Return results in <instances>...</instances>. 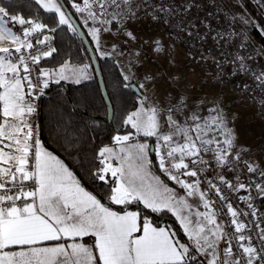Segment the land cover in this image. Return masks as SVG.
<instances>
[{
  "label": "snow or ice",
  "instance_id": "6c2138e0",
  "mask_svg": "<svg viewBox=\"0 0 264 264\" xmlns=\"http://www.w3.org/2000/svg\"><path fill=\"white\" fill-rule=\"evenodd\" d=\"M34 3L56 14L55 27L15 13L0 0V264H264V213L257 216L250 194L254 187L264 198V183L245 184L239 174L233 180L223 175L224 170L235 171L241 155L235 151L234 135L222 111L212 107L207 118L198 113L195 104L203 102L200 98L189 107L185 93L177 94L174 104L166 94L165 106L148 107L141 97V107L124 120L134 132L114 137L118 152L111 147L99 151L102 167L93 175L111 185L108 200L120 211L86 191L69 167L45 147L31 122L37 110L34 100L52 82L68 79L67 64L58 71L42 66V60L57 51L48 46L52 37L45 33L61 26L74 34L80 29L59 0ZM71 7L82 16L87 13L85 27L89 21L100 25L89 28L97 49L102 34L111 31L105 25L113 22L135 39L124 27L138 19L141 5L135 0H73ZM173 11L163 4L153 6L151 18L172 27L159 14L170 16ZM9 25H19V31ZM238 35L217 32L216 40L229 44ZM154 48L163 53V42L157 41ZM244 48L243 43L236 45L231 63L249 71L246 61L253 57L242 54ZM259 55L264 57V48ZM252 75L264 85V70ZM139 137L155 142H139ZM154 162L163 176L183 189V195L152 171ZM244 164L247 172H257L258 166ZM214 167L218 171L210 179L206 173ZM258 175L264 178V169ZM224 188L249 193L238 197L248 211L234 207ZM134 205L171 213L187 242L171 228L155 225ZM249 216L254 219L248 220ZM86 237H93L94 243L86 244Z\"/></svg>",
  "mask_w": 264,
  "mask_h": 264
},
{
  "label": "trees",
  "instance_id": "16d2710c",
  "mask_svg": "<svg viewBox=\"0 0 264 264\" xmlns=\"http://www.w3.org/2000/svg\"><path fill=\"white\" fill-rule=\"evenodd\" d=\"M64 2L82 26L94 49L104 86L113 106V117L110 121L106 119L109 115L108 104L100 87L93 58L84 40L66 26H61L56 32H52L57 51L54 56L44 60L45 68L54 69L66 63L74 66L89 65L92 75L80 83L50 84L51 97L43 103L41 137L45 145L73 168L86 186L113 206L108 200L111 185L93 175L96 169L101 167L97 155L102 146L114 143L117 134L130 130V126L124 124V120L137 107L143 94L138 95L131 88L130 85L134 81L124 79L125 75L115 56L100 54L83 23V16L87 13L82 16L71 7L69 0ZM3 6L26 17L40 18L49 27L56 26L58 19L56 14L39 8L34 0H4ZM91 23L89 21V25ZM261 26V30H264V23ZM257 33L264 46V35L260 31ZM155 168L166 180L167 177L160 173L156 163ZM136 207L140 209L142 215L152 218L156 223L163 219L164 222L172 224L183 237L180 226L172 219L171 213L166 211L154 213L144 209L142 205Z\"/></svg>",
  "mask_w": 264,
  "mask_h": 264
},
{
  "label": "rangeland",
  "instance_id": "374dc122",
  "mask_svg": "<svg viewBox=\"0 0 264 264\" xmlns=\"http://www.w3.org/2000/svg\"><path fill=\"white\" fill-rule=\"evenodd\" d=\"M221 1L236 12L249 31L261 41L257 31H262L261 25L264 23V0ZM69 2L72 4L73 0H69ZM137 15V20L124 25L125 28L133 32L135 39L129 38L120 24L113 22L110 26L105 25V27H110L111 31L102 34L101 46L98 51L116 57L123 74L129 77V81H134L142 91L141 97L146 98L145 106H165L166 94L167 100L174 104L176 102L174 97L183 92L188 97L189 107H193V101H197V98L203 101L202 103L197 101L195 104L196 110L202 117L207 118L211 115L208 111L211 107L222 111L234 135L235 151L240 155L252 151L255 166H258L259 169L264 168L262 156L255 151L262 141L264 132L260 119L256 117V106L252 101L245 94L225 83L220 76L212 74L210 68L197 66L182 54L174 46L172 40L165 36V27L159 21L153 20L151 15H145L143 10H139ZM247 21H251V23ZM93 26L99 27L100 25L91 23L87 27L88 31ZM157 41L163 42V53L155 51L154 46ZM93 42L95 44L94 39ZM85 66L90 68L89 65H73L68 68L65 72L68 80L75 82L78 77L80 81H84L87 76L84 71L81 73L80 70ZM53 70L58 71L59 68ZM140 85H144V87L141 88ZM141 97L132 112L141 107ZM185 115H187V111H185ZM129 132H134V129L130 128L127 132L117 135H125ZM139 142H147L151 145L155 141L153 138L139 137ZM112 144H115V141ZM166 180L164 181L170 188L183 195V189L179 185L171 180ZM171 216L182 231V226L172 214ZM170 226L177 232L172 224ZM182 235L184 238L180 235L179 239L182 242H187L183 231Z\"/></svg>",
  "mask_w": 264,
  "mask_h": 264
},
{
  "label": "built area",
  "instance_id": "2783aa9c",
  "mask_svg": "<svg viewBox=\"0 0 264 264\" xmlns=\"http://www.w3.org/2000/svg\"><path fill=\"white\" fill-rule=\"evenodd\" d=\"M135 3L141 5L139 10H143L144 13L149 15H152L153 6L158 8L160 4L173 9L174 11L170 16L164 13L159 14L162 20L166 19L172 25V27H169L168 24L159 21L165 27V36L170 38L174 46L194 64L210 68L212 74L220 76L229 86L245 94L256 106L255 114L260 119L261 128L264 132V85L259 84L252 75V73L258 74L264 70V57L259 55L260 49L264 46L256 35L250 32L243 24L239 15L229 6L224 5L221 0H147V3L144 0H135ZM189 5V10L185 11V7ZM27 18L38 19L39 22L45 23L40 18ZM9 26L13 27L14 31H19V25ZM189 32L191 33L190 36L188 35ZM217 32H224L226 34L235 32L239 35L231 43L221 45L216 40ZM45 34L52 37V32L46 31ZM240 43L245 44V48L241 49L242 54L253 57L252 60L246 61L249 71H240L238 63H231V54L236 52V45ZM48 46L54 47L53 37L49 41ZM38 47L43 48L45 46ZM44 60H42V66L45 68L43 64ZM44 93V95L34 100L37 110L31 121L34 125V131L40 140L42 139L43 103L51 97L49 88L45 89ZM255 151L260 153L264 161V136ZM252 154V151H250L247 154L241 155V162L235 171L224 170L223 175L228 180H233L239 174L240 180L245 184H248L249 181H254L257 184L264 183V178L258 175L260 169L264 168H257L256 173L247 172L245 169L244 162L255 166ZM205 159H210V157L206 156ZM217 171L218 169L214 167L206 175L212 179L215 177ZM214 182L219 183L218 181ZM221 187L223 188L222 185ZM224 192L229 196L234 207L239 206L240 209L248 211L245 204L239 201L238 197L248 195L249 193L244 191L232 193L226 188H224ZM250 194L254 198L252 203L259 210L257 216H260L261 213H264V198H260L257 195L254 187ZM213 198L215 199L214 196ZM261 218L264 219V217ZM252 219L254 218L248 217V220Z\"/></svg>",
  "mask_w": 264,
  "mask_h": 264
},
{
  "label": "crops",
  "instance_id": "0c3cea01",
  "mask_svg": "<svg viewBox=\"0 0 264 264\" xmlns=\"http://www.w3.org/2000/svg\"><path fill=\"white\" fill-rule=\"evenodd\" d=\"M67 65H68V68H71L73 65H71V64H69V63H66ZM63 65H65V64H63ZM63 65H61V66H59V67H57V68H60V67H62ZM82 68H84L83 70H84V73H85V75L87 76L86 77V79L87 78H89L91 75H92V70L88 67V66H85V67H82ZM47 69V68H46ZM55 69V68H54ZM49 70H53V69H49ZM85 79V80H86ZM63 82H70V83H76V82H72L71 80L69 81L68 79H63V80H60V83H63ZM81 82V81H80ZM42 138V137H41ZM42 140V139H41ZM43 144H44V142H43V140L41 141ZM116 144V143H115ZM115 144H111V145H104V146H102L101 148H100V150L101 149H103L104 147H111V148H113L115 151H119V148H120V145H115ZM46 147V146H45ZM50 152H52L54 155H56L59 159H61L68 167H69V169L73 172V174L76 176V178L80 181V183H81V186L82 187H84L85 188V190L86 191H88V192H91L92 194H94V195H96L97 196V198L98 199H101V202L102 203H105L106 205H108V206H110V207H113L114 209H116L117 211H120V209H118L117 207H120V206H117V205H115L114 206V204H113V206L112 205H110L109 203H107V202H105L98 194H96L93 190H91L88 186H86L84 183H83V181L79 178V176L77 175V173L73 170V168H71V166L69 165V164H67V162L62 158V157H60L57 153H55L52 149H49L48 147H46ZM115 162V161H114ZM101 167H102V165H101ZM152 171L156 174V175H160L158 172H157V170H156V168H155V163H153L152 164ZM163 180H165L163 177H161ZM166 181H169L168 179L166 180ZM136 210H138V211H140V209L138 208V207H136V206H133ZM141 212V211H140ZM149 218V217H148ZM149 219H151V221L155 224V225H158V226H162V227H166V228H171L172 230H173V227H171L170 226V223H168V222H160V223H156V222H154L153 220H152V218H149ZM174 231V230H173ZM175 232V231H174ZM176 234H177V236H178V238H180V234L178 233V232H175ZM85 243L86 244H88V245H92L93 243H94V238L93 237H86L85 238Z\"/></svg>",
  "mask_w": 264,
  "mask_h": 264
},
{
  "label": "water",
  "instance_id": "95a60500",
  "mask_svg": "<svg viewBox=\"0 0 264 264\" xmlns=\"http://www.w3.org/2000/svg\"><path fill=\"white\" fill-rule=\"evenodd\" d=\"M61 4L64 5V8L66 10V12L72 16L73 18V24L75 27H77L78 29H80V32H79V36L84 40L86 46L88 47L89 51H90V54L93 58V61H94V65H95V68H96V72H97V76H98V79H99V83H100V87H101V90H102V93H103V96L108 104V109H109V115L108 117L106 118L108 121H110L113 117V106L111 104V101L109 99V96L107 94V90L104 86V82H103V79H102V75H101V71H100V67H99V63H98V60H97V57H96V54L94 52V49L91 45V42L90 40L88 39L86 33L84 32L82 26L80 25V23L78 22V20L75 18V16L73 15L72 11L69 9V7L66 5V3L64 2V0H59ZM66 86V84H64ZM131 88L138 94V95H142V92L139 88V86L135 83H132L131 85ZM45 145V143H44ZM46 147H48L49 149H51L49 146L45 145ZM134 206H137V205H134ZM118 209L121 210L120 207H117ZM160 222H164L163 219H160L159 220Z\"/></svg>",
  "mask_w": 264,
  "mask_h": 264
}]
</instances>
